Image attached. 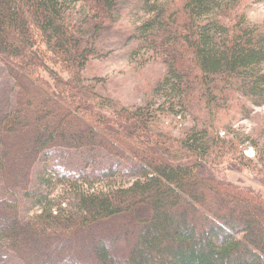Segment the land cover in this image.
Wrapping results in <instances>:
<instances>
[{
  "label": "trees",
  "instance_id": "trees-1",
  "mask_svg": "<svg viewBox=\"0 0 264 264\" xmlns=\"http://www.w3.org/2000/svg\"><path fill=\"white\" fill-rule=\"evenodd\" d=\"M242 4L0 0V61L15 86L0 120L2 249L22 264H264V195L220 173L243 164L264 176L260 136L245 145L224 119L264 106V25ZM133 5L144 15L124 29ZM119 41L163 65L144 104L123 105L88 76ZM166 115L190 125L175 135ZM54 150L131 159L133 179L90 188L50 169ZM23 200L38 211L22 215Z\"/></svg>",
  "mask_w": 264,
  "mask_h": 264
},
{
  "label": "rangeland",
  "instance_id": "rangeland-1",
  "mask_svg": "<svg viewBox=\"0 0 264 264\" xmlns=\"http://www.w3.org/2000/svg\"><path fill=\"white\" fill-rule=\"evenodd\" d=\"M134 6V5H133ZM243 14L249 22L264 25V0H243ZM144 13L140 5L127 9L120 18L119 24L127 29L137 24ZM120 40V39H119ZM132 42L119 41L115 51L108 57L94 61L88 66V76H98L102 79L99 91L103 95L119 101L123 105H141L146 102L150 93L151 84L162 71L160 62L144 61L145 52L142 49L132 51ZM14 80L9 76L5 65L0 61V120L14 104ZM251 115L244 118L243 114L231 113L224 117L232 126V134L241 138L248 145L247 135L257 134L264 142V106L250 107ZM250 112V111H249ZM246 112V113H249ZM161 124L173 134L190 125L186 115L161 117ZM245 155L253 157L255 151L251 146L245 150ZM47 161L51 164L54 173L67 175L71 178L85 177L91 181L93 189H106L119 184H128L132 181V170L135 163L130 159L118 160L99 151H63L47 152ZM42 162L36 165L33 175V186L37 183V176L42 168ZM221 176L240 186L249 187L264 195V176L256 170L248 169L243 164L226 163L220 168ZM87 186V184H86ZM54 190V189H53ZM51 197H56V190ZM7 198L0 184V198ZM38 208L32 207L27 200L21 202L22 215L33 214ZM0 264H22L16 255L0 247Z\"/></svg>",
  "mask_w": 264,
  "mask_h": 264
}]
</instances>
